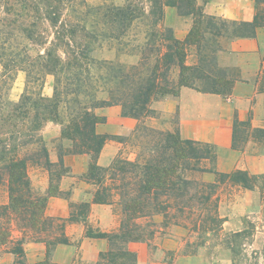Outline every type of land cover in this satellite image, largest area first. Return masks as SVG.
<instances>
[{"label":"rangeland","instance_id":"obj_1","mask_svg":"<svg viewBox=\"0 0 264 264\" xmlns=\"http://www.w3.org/2000/svg\"><path fill=\"white\" fill-rule=\"evenodd\" d=\"M124 3L136 6L139 11L143 12V15L129 26L124 36L114 38L110 33L113 27L110 28L107 24H103L104 16L96 9L102 4L122 5ZM195 3L202 9L197 0ZM69 4L74 10L64 11L61 16V24L50 26L46 21L37 22L33 28L37 37L34 40H29L24 37L22 29L28 27L31 20L28 15L31 12L22 6L21 0H0V29L16 34L17 52L19 58L23 59L21 64L24 66L22 68H28L27 70L19 69L13 80H9L6 86H0V98L17 101L22 94H27L32 98L37 95L52 97L57 84L59 90L71 89L74 87L76 78H79V82L87 88V95L80 96V101L119 98L127 82H121L117 73L118 65L124 66L128 71L129 66L138 63L139 48L141 45L144 47L149 40L150 35L148 34L164 32L169 29L175 38L183 39L187 33L183 37H176L179 34L176 35L175 30L166 24V21L170 20L172 16H175L176 20L191 23L192 26V17L180 15L177 9L172 6H164L162 20L155 23L153 16L149 13L151 7L148 0H85L84 6L76 7L73 6V3ZM169 7L174 9L175 14L172 16L168 13ZM7 8L10 9L7 10ZM166 9H168L167 12ZM263 9L262 5L257 10ZM25 12H28L27 15ZM78 22L84 26V30H76L74 39H71L70 29L74 23ZM56 30L57 38L54 36ZM230 40L226 37H218V49L214 53H212L211 42H205L206 46L202 44L199 49L193 44L185 45V63L195 65L198 64L199 59L215 54L219 68L226 69L228 72L235 69L223 67L218 61L219 49L228 48ZM75 42L76 44L90 42V56L97 62L91 65L86 61L87 59H82V65L86 66L87 70L77 71L70 68L65 72H56L55 74L43 70L33 71V66L40 67L41 56H45L47 52L50 58L59 60L61 65L65 64L71 50L75 49ZM163 49L162 46V51ZM24 60L30 64L24 63ZM104 61L109 65L108 68L105 67L107 65L103 63ZM160 70H163V67ZM165 70L169 86H174L178 77V66L169 65ZM195 83L197 87H202L201 80L197 79ZM227 95L221 96L226 97ZM70 96L60 95L63 99H68ZM167 97L176 96L156 95L149 103V107L154 112L140 119L123 116L119 103L92 110L94 114L104 117V122L98 123L95 126V131L100 134H108L109 137L105 143H113L117 146V153L103 167L109 166L117 159L141 165L148 160L152 161L157 158L158 154L160 157H165L172 152V149L164 142L163 136L157 133L158 131H177L179 133L177 114L156 107L157 101ZM1 105L0 103V134L11 130L14 135H20V139L28 138V135H33V139H39V145H27L21 150V156L27 158L28 176L33 192L39 195L45 194L50 183L58 188L60 186L64 188L56 196L66 199L69 215L66 218L50 217L56 224L65 226L68 222L73 221L81 223L85 233L86 230L110 233L107 230L113 229L115 224H118V229L111 231L117 232L121 221L130 215L129 220L135 229L134 232L141 238L130 240L123 247L133 252L135 264L138 262V252L143 253V251L147 255L144 264H174L175 261H181V264H264V229L260 230V227H257L260 224L259 214L247 208L248 197L241 190L248 188L228 177L221 180L220 173H232L240 169L224 171V168L237 164L236 159H232L229 155L220 158L218 147L214 144L204 140L188 139L209 148V159H202L199 163L187 160V167L191 166V168L184 169L183 176L187 179L185 184L177 183L172 189L164 190L156 197L152 195L144 197L142 206L136 208L135 211L125 213L120 193H129L131 184L121 188L118 176H114L112 180L106 176L98 184L87 181L84 178V173L90 161L89 156L85 153H64L70 147H67V140L60 138V121L65 123L66 115L62 106H59L57 119L39 118L38 128L30 131V119L28 118L16 121L14 129L6 121H3L6 110L1 108ZM27 107L30 110L32 108L30 103L27 104ZM234 120L237 121L234 134L236 146L233 148L231 141V147L242 149L249 138L255 140L252 130L254 128H251L250 125L240 124L239 122L244 120H240L236 112ZM42 146L47 151V162L43 153L40 152ZM59 152L63 153L62 167L58 165ZM230 159L233 160V163H229ZM83 164L86 167L84 173L76 174L77 169L80 170ZM66 169L68 171L64 172ZM72 170H74V174L71 172ZM249 175L252 178L253 189L259 190L261 198L264 199V172L261 174L250 173ZM125 181L133 182L128 177ZM86 182L87 185H85ZM46 186L47 188L44 189ZM102 187H110L109 197L111 194L112 197L108 203H104L108 205L103 211L107 215L105 221L97 224L95 219L89 216L91 211L89 199L90 193H92L93 199L94 192L97 189L101 190ZM78 188L79 190H76ZM73 192H76V195L81 199L74 200ZM239 197H242L244 205L238 209L237 203L241 200ZM6 200H8V195L4 184L0 186V203ZM225 220L227 221L225 222ZM7 227L11 233V239L5 245L0 246V264H35L45 260L44 244L40 242L24 243V252L21 257L10 253L9 250L16 244L21 233L15 224H8ZM102 228L106 231H101ZM93 238L104 239L105 250L95 251L96 247L90 246L87 242L81 245L82 237L73 235L68 240V244L70 243L71 246L64 247L59 251L61 258L55 255V246L51 248L48 256L49 262L55 264H103L105 260L101 259L100 254L108 250L109 242L103 237ZM222 259L228 261L225 262ZM19 260L21 263L18 262Z\"/></svg>","mask_w":264,"mask_h":264},{"label":"trees","instance_id":"obj_2","mask_svg":"<svg viewBox=\"0 0 264 264\" xmlns=\"http://www.w3.org/2000/svg\"><path fill=\"white\" fill-rule=\"evenodd\" d=\"M21 1L22 6L31 12L28 15L31 19L28 27L22 29L24 37L29 40H34L37 37L33 30L37 22L46 21L50 26H55L57 23L61 24V16L64 11L67 9L74 10L69 3H73L74 7L85 5V0ZM148 1L151 7L149 13L153 16L155 23L162 20L163 7L172 6L177 9L180 15L191 16L192 26L183 39L175 38L169 29L164 30V32H151L148 34L150 37L144 47L143 45L140 47L138 44L140 47L138 63L129 66L128 71L124 66L118 65L117 73L121 78V82H127L119 98L80 101V96L87 95V88L79 82V78H76L74 87L71 89L59 90L57 84L52 97L37 95L32 98L27 94H22L17 101L0 98L1 108L6 110L3 121H6L12 129L16 127V121L25 118L30 119V131L37 129L39 118H45L44 120L57 119L59 106H62L66 111V115L65 123L60 121V138L67 140V147H70L64 153H85L89 156L90 161L84 173V178L87 181L98 184L106 176L110 180L114 176H118L121 188L131 184L132 187L129 193H120L123 212L125 213L135 211L136 208L142 206L144 197L150 195L156 197L162 191L172 189L177 183L185 184L187 179L183 176L184 169L191 168V166L187 167L186 161L193 160L199 163L202 159H209L210 150L203 147L199 142L181 139L177 131H158V135L161 134L164 142L172 149V152L167 156L160 157L158 154L157 158L152 161L148 160L141 165L117 159L111 162L109 166L103 167L97 163V158L109 135L95 131V126L104 122V117L94 114L92 110L119 103L123 116L140 119L154 112L149 107V103L156 95L170 94L178 96L179 89L182 86L196 88L203 92L229 94L234 75L230 71L228 72L226 69L217 66L215 54L199 59L198 64L188 65L184 60L186 55L184 46L193 44L199 49L202 44L206 46L204 45L205 42H211L212 53H214L218 49V37L229 39L253 37L256 27L264 24V9L257 10L251 21H237L205 14L199 6H196L195 0ZM254 1L257 5H264V0ZM9 9L7 8V10ZM96 11L104 16L103 24H107L110 28L113 27L110 33L114 38L124 36L129 26L143 15V12L131 3L122 5L102 4L97 7ZM27 13L25 12L26 15ZM72 26L69 33H71V39H74L75 31H83L84 26L80 22L74 23ZM56 32L57 30L54 31L55 38H57ZM15 36L16 34L12 31L4 32L0 29V86H6L9 80H13L19 69H28L22 68L24 66L21 64L23 59L19 58ZM89 43L79 42L76 44L75 42V49L71 50L68 60L62 65L59 60L50 58L47 52L45 56H41L40 67L33 66V71L43 70L55 74L56 72H65L70 68L77 71L87 70V67L82 65V59H87L86 61L91 65L97 62L90 56ZM24 63L30 64L28 61ZM103 63L107 65L106 68L109 67L106 61ZM169 65H177L179 68L174 86H169L168 83L165 69ZM161 67H163V70H160ZM197 79L202 81V87H197L195 83ZM61 94L71 96L68 99H63L60 97ZM28 103L32 106L31 110L27 107ZM239 123L249 125L248 120ZM236 124L237 121L234 120L232 128L233 148L236 146L234 144ZM252 130L255 140L264 142V128H254ZM0 135L3 136H0V186L6 185L8 195L7 202L0 203V246L5 245L11 239V233L7 229V225L15 224L19 228L21 236L9 252L21 257L24 252V243L41 242L45 245V260L35 264H55L48 260L51 248L56 244H67L68 239L64 233V225L56 224L52 218L45 216L44 211L48 199L59 194V188L50 183L45 194H35L30 186L27 158L21 156L22 148L27 145H39V139H33V135L20 139V135H14L11 130H7ZM40 152L43 153L47 162L45 147L42 146ZM62 154V152L58 153L59 167L63 166ZM67 171L68 169L64 170V172ZM219 175L221 180L228 177L234 182L241 183L245 188L253 189L252 178L246 171L236 170L232 173H220ZM127 177L133 182L125 181ZM109 191L110 187L97 189L93 194L92 201L95 203H108L110 197H112V194L109 197ZM130 218L129 215L121 221L117 232H90L86 230V236L103 237L108 240V250L100 254L101 259L105 260L103 264H135L136 260L133 252L123 247L128 241L141 238L134 232L135 229L130 223Z\"/></svg>","mask_w":264,"mask_h":264},{"label":"crops","instance_id":"obj_3","mask_svg":"<svg viewBox=\"0 0 264 264\" xmlns=\"http://www.w3.org/2000/svg\"><path fill=\"white\" fill-rule=\"evenodd\" d=\"M197 2L207 15L237 21H251L257 9L262 7V5L255 4L254 0H197ZM167 10L165 11L167 12ZM168 13L171 16L174 15V9L169 7ZM172 17L166 21L167 26L173 28L176 35L179 34V36L175 35L176 37L185 36L191 27V23L176 20L175 16V18ZM218 61L223 67L235 68L230 71L234 75V80L231 91L226 97L217 93L200 92L191 87L182 86L178 96L157 101L156 107L177 114L181 138L207 141L218 147L220 158L229 155L232 159H236L237 164L224 168V171L240 169L249 174H261L264 172V142L249 138L242 149H233L231 141L235 112L240 120H248L251 128H264V24L256 27L253 37L231 39L228 48L219 49ZM116 153L117 146L115 144L105 143L99 153L97 163L101 166L108 164ZM232 159L229 160V163H233ZM85 169L83 164L80 170L77 169L76 174L84 173ZM71 172L75 173L74 170ZM87 184L86 182L85 185ZM46 188L47 186L44 189ZM63 190V186H60L59 191ZM241 191L248 197L247 208L259 214L260 224L257 227L263 230L264 199L261 198L260 191L257 189ZM72 194L74 200L81 199L76 195V192ZM90 195L91 211L89 216L93 217L97 224H100L105 221L107 215L103 211L108 205L92 202V193ZM239 199L241 200L237 201L238 209L244 205L242 197ZM6 202L7 200L3 201V203ZM44 213L45 216L49 217L66 218L69 215L66 199L60 196L50 197ZM117 229L118 224H115L113 229L107 231L111 232ZM84 231L85 229L79 222L70 221L64 226V233L68 240L73 235H79L82 237L81 245L87 242L90 246L96 247L95 251L105 250L104 239L88 237ZM101 231L106 230L102 228ZM75 232L76 234H74ZM32 243L34 242L31 241L27 244ZM43 246L45 248V245ZM67 246H71L70 243L56 244L55 255L61 258L59 251ZM146 257L144 251L143 253L138 252L137 264H144ZM222 261L228 260L222 259ZM174 264H181V261H175Z\"/></svg>","mask_w":264,"mask_h":264}]
</instances>
